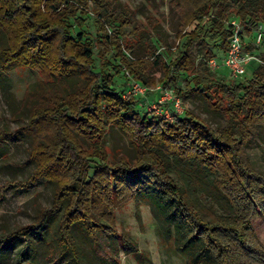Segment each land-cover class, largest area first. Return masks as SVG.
<instances>
[{
	"label": "trees",
	"instance_id": "1",
	"mask_svg": "<svg viewBox=\"0 0 264 264\" xmlns=\"http://www.w3.org/2000/svg\"><path fill=\"white\" fill-rule=\"evenodd\" d=\"M168 10L174 18V51L167 49L165 58L154 54L156 42L147 38L152 63L162 71L155 79L145 73L144 58L126 54L134 52L133 43L142 34H149L148 27L158 25L149 15L139 21L127 6L115 11L112 0H0V33L6 39L0 45V85L7 84V72L16 67L42 76L21 99L26 112L21 123L13 130L0 129V143L27 141L32 164L25 178L3 186L29 190L41 182L53 185L52 202L37 220L0 234V256L11 240L21 239L16 261L29 264L25 253L32 257L34 244L28 234L42 236L51 221L60 256L84 264L76 230L105 264H117L110 240L127 249L131 245L116 230L115 209L141 197L163 224L183 264H264V242L253 225L264 220V170L252 166L245 150L264 130V65L253 68L243 81L216 75L208 65L215 56L207 48L213 43L223 58L232 18L248 36L260 24L264 27V0H169ZM88 19L97 30L94 39L86 35ZM196 45L203 46L205 56L198 62L192 52ZM109 52H114L117 65L107 57ZM119 72L123 80L118 86ZM180 72L191 76L192 85L176 88L174 94L205 98L225 118L223 127L212 128L190 112L171 110L172 120L142 113L139 100L146 93L125 97L132 81L163 89ZM110 126L123 132L134 157L110 158ZM175 165L194 172L193 177L182 174L179 185L170 174ZM207 179L226 200L230 214L203 211L191 198L189 183L201 185Z\"/></svg>",
	"mask_w": 264,
	"mask_h": 264
},
{
	"label": "rangeland",
	"instance_id": "2",
	"mask_svg": "<svg viewBox=\"0 0 264 264\" xmlns=\"http://www.w3.org/2000/svg\"><path fill=\"white\" fill-rule=\"evenodd\" d=\"M168 2L169 0H112L115 11L120 12L127 6L137 20L143 22L145 17L149 15L158 23L155 28L148 27L149 34H142V39L139 38L140 34L136 36L140 40L133 43V53L126 51V54L134 59L144 58L147 61L145 73L148 77L155 79L162 76V71L157 64L152 63L154 57H152L151 52L153 48L147 38L151 36V41L156 42L157 50L154 54H162L165 58L168 50L174 51V46H172L175 40L174 18L169 13ZM87 23L86 35L94 39L97 33L96 27L89 19ZM78 29L75 28L76 31ZM156 35L159 36L160 43L157 42ZM5 40V36L0 33V45L5 44ZM202 47V45H196L192 50L196 62L205 57ZM207 48L212 51L215 59L220 63L222 57L220 49L213 43L208 44ZM245 51L252 56V59L246 72L237 77L238 81L249 78L253 68L255 69L260 64L264 65V58H262L264 56V42H256L254 35L248 36L245 40ZM107 57L115 65L118 64L114 52L107 53ZM99 62V58L96 57L95 64L98 65ZM209 68L216 75L220 73L221 76L230 78L225 67L212 68L209 65ZM114 70V68H109V72L113 73ZM41 80V74L30 68L16 67L7 72V84L0 85V129L13 130L21 123V120L26 116L25 110L22 109L21 99L29 86ZM115 80L118 86L119 83H122L121 72L116 74ZM191 85V76L180 72L175 73L174 81L163 89H160L159 84L147 87L146 94L141 96L139 100L140 112L152 111L154 113L153 106L157 108L163 106L169 112L172 110L181 115L190 112L212 128L223 127L226 124L225 118L219 112L212 110L205 98L197 94L186 96L174 94V89H184ZM176 101H179L177 109L173 105ZM159 102L162 105L159 106ZM258 132L245 150L252 166L261 171L264 170V130ZM27 147V141L24 139L15 142L7 139L6 142L0 143V234L7 233L19 225L37 220L41 209L49 206L52 202L53 185L48 182H41L29 190L3 186L7 181L25 178L30 172L32 164L27 161ZM106 150L110 158L118 157L120 154L127 157H134L135 155L134 147L116 126H110L108 129ZM179 166L175 165L170 174L179 185H182V174L186 176L188 172ZM193 173H188L186 177H193ZM189 193L203 211L217 215L231 213L226 200L215 190L210 179L196 186L189 183ZM114 215L117 232L127 237L131 245L127 249L116 239L110 240L109 249L115 250L117 264L184 263L183 256L176 252L172 239L167 236L163 224L155 217L145 198L137 197L121 203L116 207ZM253 225L259 239L264 242V220L258 219ZM74 235L83 254L84 264H105L78 231L74 230ZM28 238L34 244L32 257L31 254L25 253V259L30 261L29 264H73L69 255H59L60 249L55 242L54 226L51 221L42 236L37 232H31L28 234ZM22 245L21 239L11 240L1 253L0 264H17L16 252Z\"/></svg>",
	"mask_w": 264,
	"mask_h": 264
},
{
	"label": "built area",
	"instance_id": "3",
	"mask_svg": "<svg viewBox=\"0 0 264 264\" xmlns=\"http://www.w3.org/2000/svg\"><path fill=\"white\" fill-rule=\"evenodd\" d=\"M229 23L232 26V34L221 62L219 63L215 58H211L208 63L212 68L225 67L232 78H237L246 72L252 56L245 51V40L248 34L244 26L236 18L230 19ZM252 35H254L256 42L262 41V37H264V27L260 24L258 28L252 32ZM146 91L147 88L145 86L141 85L139 82L132 81L125 97L129 98L139 94L143 95ZM173 105L174 108L177 109L179 101H176ZM153 110H155L156 114L172 120L171 113L164 109L163 106L158 108L153 106Z\"/></svg>",
	"mask_w": 264,
	"mask_h": 264
}]
</instances>
